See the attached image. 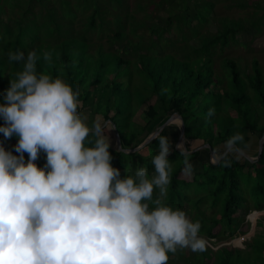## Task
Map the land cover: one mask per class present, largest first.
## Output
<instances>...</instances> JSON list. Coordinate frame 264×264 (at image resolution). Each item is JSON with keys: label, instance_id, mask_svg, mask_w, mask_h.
Returning <instances> with one entry per match:
<instances>
[{"label": "trees", "instance_id": "16d2710c", "mask_svg": "<svg viewBox=\"0 0 264 264\" xmlns=\"http://www.w3.org/2000/svg\"><path fill=\"white\" fill-rule=\"evenodd\" d=\"M123 1L118 0L112 8L114 3L110 0L113 12H109L107 0H84L93 11L80 30L73 27L75 10L60 13L63 8L69 7L67 0H56L57 7L54 0H16L14 5H3L0 8V51L3 54H0V103L10 86V79H15L19 68L22 69L21 63H9L8 53L23 51L27 55L29 49L35 48L39 57L37 72L62 75L74 88L78 87L82 101L80 110L86 109L89 114L101 116L105 122H113L123 149L139 146L174 113L184 123L186 140L199 141L200 146L208 144L212 150L219 144L227 146L232 143L244 151L248 145V133L259 132L262 135L264 122L258 127L257 121L253 120L264 117V69L259 62L252 60L251 73L247 67L242 71L236 60L227 57L221 61L224 69L220 65L218 69L223 76L217 75L214 68L215 48L224 49L230 44H237L236 33L243 29V21L223 20L220 22L221 29L215 34L203 33L201 26L211 14L213 3L196 0L190 5L189 0H172L170 5L165 4L166 8L157 12L161 15L157 18L164 16L161 22L164 24L160 26L161 23L148 22L147 16L139 20L133 13L121 10ZM34 2L39 5L37 13L31 10ZM5 6L11 10L3 21ZM13 8L23 10L18 11V18L12 16ZM138 9L143 10V6L138 5ZM189 9L192 10V17L197 19V25L191 24L192 19L187 15ZM183 11L185 15L181 14ZM59 13L65 18L59 19ZM262 19L251 20L250 27L260 32ZM110 26L114 29H110L111 33L104 41L99 36L100 42H91V31L105 33ZM126 26L128 30H125ZM141 28L149 35H139ZM171 31L177 37L164 38V34ZM194 39L198 40V46L191 45ZM45 52L51 53L50 62L44 60ZM135 73L138 78L136 83L132 79ZM242 73L257 93L256 105L250 103L253 100L246 93L247 82L243 81ZM94 97L96 100L93 101ZM142 105L146 106L142 115L145 124L138 131L130 118L134 109ZM259 107L263 109L261 113ZM210 109L214 110L212 115H209ZM1 121L2 118L0 125L4 123ZM146 131L141 138L140 135ZM111 136H114L113 131L109 132ZM159 136H163V131ZM14 141H17L16 138L5 139L0 133V144ZM17 143L5 149L19 155L15 152ZM158 144V139H154L139 151L125 154L117 151L112 143L109 148L111 163L120 170L121 177L126 174L125 170L130 174L138 166L146 167L151 173V158L157 153ZM186 149L194 150L189 146ZM230 151L216 165L204 164L199 174L195 170L199 151L187 154L192 165L190 173L184 171V155L175 149L169 155L170 163H175L176 167L171 174L167 203L180 209L183 205H187L188 209L189 205L192 206L196 212L189 209L191 219L200 212L203 232L199 235L208 242L223 237L225 230L229 236L235 235V215L246 205L245 195L240 191L241 177H247V181L252 177L256 179V205L253 209L264 211V186L260 185L264 182V149L252 163L236 149ZM232 152L239 158L234 157ZM24 157L27 162L28 154L24 153ZM129 159L132 168L127 169ZM35 163L44 167L46 154L41 152ZM197 177H200L199 180ZM194 183L205 184L207 192L191 200L183 194V190ZM218 212L220 217L216 219ZM219 225L222 229L226 228L222 233L219 232ZM258 225L261 226L260 223ZM258 236H264V233ZM254 243L250 242L246 246L249 251L243 252L251 254L255 251L258 257L253 260L256 264H264V239L259 244ZM241 252L240 248L232 246L216 251L206 246V250L199 253L190 252V249L170 253L169 260L172 264H250V259L238 257Z\"/></svg>", "mask_w": 264, "mask_h": 264}, {"label": "clouds", "instance_id": "9594fccd", "mask_svg": "<svg viewBox=\"0 0 264 264\" xmlns=\"http://www.w3.org/2000/svg\"><path fill=\"white\" fill-rule=\"evenodd\" d=\"M38 58L8 53L22 70L0 103V133L18 137L19 155L0 144V264H168L178 250L205 251L201 223L167 203L169 138L156 137L153 172L138 166L121 177L109 152L112 125L99 116L89 123L79 88L37 72ZM41 152L44 167L35 163Z\"/></svg>", "mask_w": 264, "mask_h": 264}, {"label": "rangeland", "instance_id": "374dc122", "mask_svg": "<svg viewBox=\"0 0 264 264\" xmlns=\"http://www.w3.org/2000/svg\"><path fill=\"white\" fill-rule=\"evenodd\" d=\"M16 1V0H15ZM14 0H0V8H2L3 5H14ZM55 4H56V0ZM69 2V7L68 8H63V10L60 11V13H64L67 10L69 12H73V10H75L76 12V18L74 19V23H73V27L76 30H80L82 29L83 24L86 22L87 17L90 16L92 14V8H90V4L88 3H84V0H67ZM118 0H112V2H110V0H107L108 3L106 4H113L112 8L116 5V2ZM170 1L172 0H124L122 5L120 6V9L123 11H127L130 13H133L137 19L141 20L143 17L147 16V21L154 23V24H159L162 22V20H164V16L161 18H157L160 14H158V11H162L164 8H166V5H170ZM196 0H189L190 5H192ZM203 1L205 3V1L208 2H212L213 3V9L211 10V14L207 17L205 23L201 26V32H208L211 34H215L216 31H219L221 29V24L220 22L223 20H241L243 21V29H241L240 31H238L236 33L237 36V44H230L229 46L225 47L224 49H221L219 46H217L215 48V55H214V68H215V72L217 73V75L219 74V76H223L221 75V72L218 71L219 69V65L220 68L223 70L224 67L222 66L223 64H221V61L223 58H232L233 60H236L239 63V68H241V70L243 71L244 68L247 67L248 72L251 73L250 70V66H251V62L253 59H256L261 68L264 69V0H199V2ZM160 3V4H159ZM109 4V12H113V9L110 7L111 5ZM159 4V5H158ZM164 4V5H163ZM166 4V5H165ZM246 4V5H245ZM138 5L143 6V10L138 9ZM156 5H158L157 9H156ZM32 12L37 13L39 11V5L34 2L32 3ZM58 5L56 4V7ZM108 7V5H107ZM260 7V8H258ZM191 9H193L191 7ZM189 9L187 11V15L188 17H190L192 19L191 24L192 25H197L198 21L197 19L193 18L192 15V10ZM5 13L2 14V18H4L3 21L6 20V17L10 15V8H8V6H5ZM18 8H13V12H12V16L15 18H18L20 14H18ZM23 11V10H21ZM20 11V12H21ZM59 13L58 17L59 19H63L65 18L62 14ZM184 14V11L181 13ZM57 15V14H56ZM152 15V16H151ZM161 16V15H160ZM154 17V18H153ZM166 18V16H165ZM260 18H263L261 20L262 24H261V31L260 32H256L255 29L251 28L250 26V22L252 21H258L260 20ZM107 19H111L110 16H107ZM247 19V21H245ZM164 23H161L160 26H163ZM111 30L114 29V26H110V28L105 32V33H99L97 30L96 31H91L89 33V38L91 40L92 43H98L100 41H98V37L102 36L103 37V41L106 39L107 35H109L111 33ZM125 30H128V27L126 26ZM4 31V30H3ZM138 34L139 35H149L148 32L145 31V29L141 28L138 30ZM164 38H174L175 36L177 37V35H174V32H168L164 34ZM191 45L193 46H198L199 42L198 40L194 39L191 43ZM35 49V48H34ZM34 49H29L30 50H34ZM94 49V48H93ZM2 50V48H1ZM161 50V49H160ZM94 51V50H93ZM0 54L3 55L0 51ZM22 69L19 68V71H21ZM264 72V70H263ZM225 76V75H224ZM242 77H243V81L247 82L246 84V93L248 95V97L253 100L252 102H250L251 104L256 105L255 100L257 99V93L255 92L254 89H252L250 87V85H248V77L245 76L242 73ZM134 80V82H138V78H137V74L135 73V76H133L132 78ZM228 81H229V76H228ZM96 100V98H93V101ZM255 102V103H253ZM258 106V104H257ZM145 105H142L140 107H137L136 109H134L130 121L132 122V124L136 127V129L139 131L140 128L139 127H143L145 122L143 121V111L145 112ZM84 113H86L89 116V123H91V121L93 119H95L97 116H94L91 114H89L87 112L86 109L82 110ZM263 111L262 108L259 107V112L261 113ZM222 116V115H221ZM102 120L103 118L101 116H99ZM217 116H215L216 118ZM254 122L257 121V125L258 127L263 126L262 123L264 122V117H262L261 119H253ZM4 122V121H1ZM158 129V128H157ZM157 129H154L152 131L155 132ZM203 129V128H202ZM179 130H180V121L179 120H174V122L172 124H170L169 126H167L164 130H163V136H166L169 138L171 144H172V149L171 152L173 151V149H176V145H177V140H178V136H179ZM112 131V130H111ZM129 133L131 132L130 130L128 131ZM112 133V132H111ZM147 133V131L144 133H142L140 135L141 138L144 137V135ZM151 133V134H152ZM203 134H205V129H203ZM248 136L250 138V140H248V145L246 146V148L244 149V153L249 156L250 158H256V152L257 150V146L259 144L260 141V137L262 136L261 133L256 132L255 134H251L248 133ZM16 138V140L18 141V137L13 136L12 139ZM201 141V139H200ZM112 143H115L114 140V136L110 137V144L112 145ZM214 142H213V146H214ZM189 146V148L192 149H197L199 148V156L197 158V160L195 161V164L197 165L196 167V171L198 172V174L201 172L202 168L204 167V164H211V165H216V161L213 160L212 158H210V153L208 148H201L203 147L200 146L199 141H190V139H185L184 140V147L181 145V148L179 150H186V147ZM228 146V145H227ZM215 147V146H214ZM226 149V145L224 144H219L215 147V149L213 150L215 155L217 157L221 156L223 151ZM177 150V151H179ZM118 151V150H117ZM189 151V150H187ZM237 151V150H236ZM180 152V151H179ZM231 152V151H229ZM238 152V151H237ZM123 153V152H122ZM239 153V152H238ZM171 154V153H170ZM187 154V153H185ZM232 154L234 155V157L239 158L234 152H232ZM240 154V153H239ZM241 155V154H240ZM242 156V155H241ZM243 157V156H242ZM244 158V157H243ZM122 162V161H121ZM172 164V163H171ZM176 164L173 163L172 164V168L173 170L175 169ZM127 169L132 168V164H131V160H128V163L126 165ZM194 169V166H193ZM154 171V169H153ZM173 172V171H172ZM200 178V177H199ZM199 178L197 177V180H199ZM241 179V185H240V191L245 195L246 198V205L243 206V208L239 209L238 212L235 215V225L237 226L236 228V233L234 236H229L228 235V231L225 230L226 228L222 229L221 226L219 225V232L222 233L225 230V233L223 232V237L219 238V239H214L211 242L206 241V246H208L209 248H211L213 251H216L217 249L221 248V247H227V246H232L235 248H240L242 250V252L240 253V255L238 256L241 259H250V264H256V262L253 260L255 259L254 257H258V254L254 251L251 254L245 253L243 252V250H247L249 251L248 247H246L247 245H249L250 242L255 241L254 244H259V241L262 242L264 239V236H258V235H263L264 233V220L262 219L264 217V212L262 211H256L253 209V207H255L256 205V198L255 196L257 195V182L256 179L254 177H252L251 180L247 181V177L245 178H240ZM260 185L264 186V182H260ZM207 186L205 184L203 185H198L196 183H194L193 185H191L190 187H187L183 190V194H185L189 199L194 200L197 199L199 196L204 195L207 192ZM255 195V196H254ZM205 207V204H204ZM189 209L190 211H195V209H193L192 206L189 205ZM189 209L187 205H183L182 206V210H184L188 216H190L189 214ZM219 210H220V206H219ZM208 215H210L209 212H207ZM218 216L215 217L216 219H219L220 217V212H218L217 214ZM203 218L202 214L200 212H197L195 217L192 218L193 221H199L200 223H202V219ZM201 219V220H200ZM258 223L261 224L258 225ZM235 226H233L234 229ZM200 232H203V229H200ZM200 234V233H199ZM205 239V238H204ZM191 252V250H190ZM168 264H172V262L169 260ZM175 264H182V263H176Z\"/></svg>", "mask_w": 264, "mask_h": 264}, {"label": "water", "instance_id": "95a60500", "mask_svg": "<svg viewBox=\"0 0 264 264\" xmlns=\"http://www.w3.org/2000/svg\"><path fill=\"white\" fill-rule=\"evenodd\" d=\"M179 120L180 121V130H179V136H178V140H177V145L178 144H181L183 147H184V140H185V126H184V123L181 119V117L177 114V113H174L172 114L161 126L158 127V129L153 132L152 134H150L139 146H137L136 148H133V149H124L125 151H122V147H121V141H120V137H119V134H118V131L116 129V126L113 122L111 121H106L108 123H110L112 125V131H113V134H114V140H115V143H114V146L115 148L120 151V152H123L125 154H128V153H134V152H137L139 151L141 148H143L144 146H146L147 144H149L152 140L156 139V137H158L160 135V133L167 127L169 126L170 124H172L174 122V120ZM18 141H14V142H9V143H6V144H2L4 147H7L8 145H11L13 143H17ZM201 148H208L209 150V153H210V158H212L213 160L216 161V164L223 158L225 157V155L233 148V149H236L247 161L249 162H254L255 160H257L260 155L262 154V151H263V148H264V132L262 133V136L260 138V141H259V144H258V153H257V156L256 158H250L249 156H247L244 151L241 149V148H238L236 145L230 143L228 144V146H226V149L223 151L222 155L220 157H217L214 153V151L211 149L210 145L208 144H205L203 145V147ZM177 150H179L177 147H176ZM180 153L182 152V150H179ZM196 151H199V148L197 149H194V150H191V151H187L186 150H183L184 153H192V152H196ZM264 212V211H262Z\"/></svg>", "mask_w": 264, "mask_h": 264}, {"label": "crops", "instance_id": "0c3cea01", "mask_svg": "<svg viewBox=\"0 0 264 264\" xmlns=\"http://www.w3.org/2000/svg\"><path fill=\"white\" fill-rule=\"evenodd\" d=\"M261 138V137H260ZM249 140H250V138H249ZM264 149V148H263Z\"/></svg>", "mask_w": 264, "mask_h": 264}, {"label": "bare ground", "instance_id": "6f19581e", "mask_svg": "<svg viewBox=\"0 0 264 264\" xmlns=\"http://www.w3.org/2000/svg\"><path fill=\"white\" fill-rule=\"evenodd\" d=\"M181 145V144H180Z\"/></svg>", "mask_w": 264, "mask_h": 264}]
</instances>
